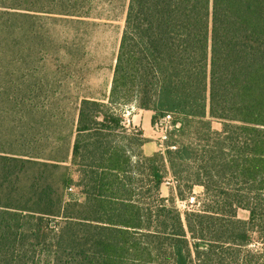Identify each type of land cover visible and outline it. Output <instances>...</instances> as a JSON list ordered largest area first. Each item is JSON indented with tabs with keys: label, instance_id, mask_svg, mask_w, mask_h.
<instances>
[{
	"label": "trees",
	"instance_id": "obj_1",
	"mask_svg": "<svg viewBox=\"0 0 264 264\" xmlns=\"http://www.w3.org/2000/svg\"><path fill=\"white\" fill-rule=\"evenodd\" d=\"M3 7L2 33L30 10ZM48 83L0 66V264H264V0H129L108 94L78 99L65 156L33 147L67 135ZM128 103L169 115L163 149L142 152Z\"/></svg>",
	"mask_w": 264,
	"mask_h": 264
},
{
	"label": "rangeland",
	"instance_id": "obj_2",
	"mask_svg": "<svg viewBox=\"0 0 264 264\" xmlns=\"http://www.w3.org/2000/svg\"><path fill=\"white\" fill-rule=\"evenodd\" d=\"M128 2L129 0H0V12L8 10L3 6L12 7L16 3L30 9L24 11V17L8 16V25L11 27L0 32V54L16 57L0 61V66L46 74L49 80L48 100L53 106L60 105L58 111H65L67 128L64 134L67 135L60 149H55L57 140L55 133H51L52 129L48 131L47 139L34 141V149H43L45 155L65 156L68 150L70 152L69 131L78 99L82 96L103 98L108 94ZM121 107L124 109L125 122L143 132L145 142L142 152L151 155L154 151L163 149L164 135L170 129L169 118L151 125L152 111L139 109L134 103ZM57 113L52 115L53 122L58 120ZM220 126L219 121L212 120L213 129H219ZM160 192L164 197L169 196L170 184H162ZM192 193L200 195L201 187H194ZM189 202L175 200L176 206L181 210L195 207L190 206ZM237 214L242 219L248 216L241 209Z\"/></svg>",
	"mask_w": 264,
	"mask_h": 264
},
{
	"label": "crops",
	"instance_id": "obj_3",
	"mask_svg": "<svg viewBox=\"0 0 264 264\" xmlns=\"http://www.w3.org/2000/svg\"><path fill=\"white\" fill-rule=\"evenodd\" d=\"M147 111H150V110H147ZM150 120H151V115H150ZM144 144L142 145V148H143Z\"/></svg>",
	"mask_w": 264,
	"mask_h": 264
},
{
	"label": "built area",
	"instance_id": "obj_4",
	"mask_svg": "<svg viewBox=\"0 0 264 264\" xmlns=\"http://www.w3.org/2000/svg\"><path fill=\"white\" fill-rule=\"evenodd\" d=\"M165 118H169V115H166V117H165ZM165 118H164V119H165Z\"/></svg>",
	"mask_w": 264,
	"mask_h": 264
}]
</instances>
